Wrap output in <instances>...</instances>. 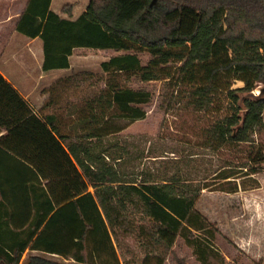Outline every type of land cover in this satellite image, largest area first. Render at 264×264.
I'll list each match as a JSON object with an SVG mask.
<instances>
[{
	"label": "trees",
	"instance_id": "1",
	"mask_svg": "<svg viewBox=\"0 0 264 264\" xmlns=\"http://www.w3.org/2000/svg\"><path fill=\"white\" fill-rule=\"evenodd\" d=\"M51 4L29 0L16 26L41 38L45 71L69 68L76 48L126 51L101 62L103 72L139 74L143 81L160 79L159 68L179 63L178 79L191 84L188 106L209 111L219 92L228 100L229 113L203 130L202 148H232L245 157L223 160L202 178L183 169L129 171L128 147L118 143L115 155L114 145L98 143L146 116L149 91L102 90L73 124L74 134H64L56 115L37 114L0 73V130L6 128L0 148L13 158L12 176L0 178V196L20 193L17 208L0 207V264H164L178 237L199 264H227L217 227L196 205L204 189L236 193L246 189L239 179L264 171V143L257 138L264 131V0H91L76 19L63 18ZM61 12L71 15L67 6ZM187 12L199 19L183 32ZM132 50L148 51V64ZM235 81L244 85L234 88ZM130 237L137 249L125 251ZM28 250L38 254L22 263Z\"/></svg>",
	"mask_w": 264,
	"mask_h": 264
},
{
	"label": "rangeland",
	"instance_id": "2",
	"mask_svg": "<svg viewBox=\"0 0 264 264\" xmlns=\"http://www.w3.org/2000/svg\"><path fill=\"white\" fill-rule=\"evenodd\" d=\"M90 1L56 0L53 7L59 10L67 6L72 12L73 8L82 9ZM137 1L142 4L146 0ZM178 14L176 12L174 16ZM182 15V31L188 32L199 19V14L187 12ZM32 48L35 50L34 54L29 52L26 59L33 81L29 78L27 85H37L38 88L32 93L30 100L33 104L39 103L36 107L40 114L56 115L64 134H74L73 124L87 111V102L102 90L115 85L149 91V102L143 105L146 110L144 118L134 120L123 131L97 142L99 148L114 145L110 152L115 155H118V143L122 147H128L130 154L125 155L124 163L127 170L154 174L165 171L173 173L177 169H183L191 171L193 175L198 174L199 177L196 178H202L217 170L223 160H244L245 154L232 148L220 153L202 148L203 130L229 113L228 100L224 92H219L209 111L200 112L188 106L191 84L178 79L179 63L170 62L159 68L157 71L160 79L143 81L139 74L103 72L101 62L116 52H98L92 49L84 53L77 52L73 58L74 68L68 77L59 75V79L54 82L56 76L44 75L42 81L36 83L41 70L36 46L32 45ZM125 52L118 51V54ZM130 52H137L144 66L152 57L148 51ZM167 73H171L172 77L167 78ZM243 85V82L235 81L234 88ZM259 91L256 89L255 93L258 94ZM100 111L98 107L96 112L101 113ZM110 111L106 110L107 113ZM257 138L264 143V131ZM238 181L246 189L236 193L222 192L215 190V187L204 189L196 207L217 227L219 232L216 245L225 256L227 264H264V171ZM124 241L125 251L129 248L137 249L134 238H126ZM35 254L38 253L26 251L22 263H26ZM41 255L61 262H72L57 256ZM176 257L184 259L187 264H199L193 250L182 237L177 238L172 253L164 264H178Z\"/></svg>",
	"mask_w": 264,
	"mask_h": 264
},
{
	"label": "crops",
	"instance_id": "3",
	"mask_svg": "<svg viewBox=\"0 0 264 264\" xmlns=\"http://www.w3.org/2000/svg\"><path fill=\"white\" fill-rule=\"evenodd\" d=\"M28 1L29 0H0V73L19 91V93L31 105L34 111L37 114H40V112L38 111L39 109L36 107V105L38 106L39 103H36L34 101L35 104H33L30 100L32 93H34L38 86L27 85L28 79L30 78V80H32V74L28 69L26 54H30L29 52L34 54L35 50L32 48V45L36 46V51L38 54V65L41 70L40 78L36 80V83L41 82L44 75L56 76L54 82L59 79V75H65L68 77L70 75V72L74 68L73 58L77 54V52L80 51L84 53L85 51H92V48H76L73 54L70 56L69 68L52 69L45 71L43 69L44 50L41 38H30L16 30L18 21L26 8ZM55 1L56 0H52L51 8L55 12L59 13L63 18L71 19L78 18L87 9V6L89 5L88 3V5H86L82 9H77V7H75L73 8L71 15H69L68 13H62V8H60L59 10L54 9L53 6ZM95 50L98 51L101 49H94L93 51ZM115 52L116 54L114 55H117L118 51ZM105 60L107 59H104L103 61ZM0 131V136L4 135L6 133V128L1 127ZM12 161L13 158L11 157V154L5 151L4 149L0 148V178L4 179L5 177L10 178L12 176L10 166ZM22 163L23 162L21 161L17 165ZM17 165L15 167H17ZM19 204V192L10 193L9 195L3 198L0 196L1 208H17Z\"/></svg>",
	"mask_w": 264,
	"mask_h": 264
}]
</instances>
